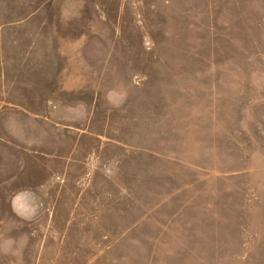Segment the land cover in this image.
Here are the masks:
<instances>
[{"label":"rangeland","instance_id":"obj_1","mask_svg":"<svg viewBox=\"0 0 264 264\" xmlns=\"http://www.w3.org/2000/svg\"><path fill=\"white\" fill-rule=\"evenodd\" d=\"M0 264H264V0H0Z\"/></svg>","mask_w":264,"mask_h":264}]
</instances>
